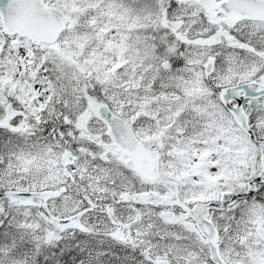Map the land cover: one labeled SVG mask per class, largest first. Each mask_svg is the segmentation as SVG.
Masks as SVG:
<instances>
[{"label": "snow or ice", "instance_id": "snow-or-ice-1", "mask_svg": "<svg viewBox=\"0 0 264 264\" xmlns=\"http://www.w3.org/2000/svg\"><path fill=\"white\" fill-rule=\"evenodd\" d=\"M0 264H264V0H0Z\"/></svg>", "mask_w": 264, "mask_h": 264}]
</instances>
